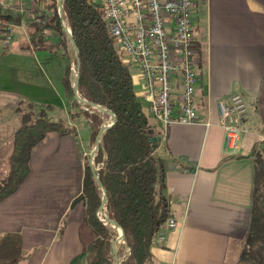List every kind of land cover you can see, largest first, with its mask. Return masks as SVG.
Returning <instances> with one entry per match:
<instances>
[{"label":"crops","instance_id":"0c3cea01","mask_svg":"<svg viewBox=\"0 0 264 264\" xmlns=\"http://www.w3.org/2000/svg\"><path fill=\"white\" fill-rule=\"evenodd\" d=\"M3 21L14 29L8 41L0 39V176L21 125L17 103L48 108L72 131L49 132L32 148L28 176L0 201V243L25 252L15 264H87L95 236L82 221V204H73L85 165L94 163L98 150L90 139L87 107L78 102L72 107L65 96V57L32 48L28 16ZM192 28L199 58V123L164 127L140 101L158 138L155 155L163 163L170 216L177 221L162 240L155 237L153 261L146 264H235L250 222L251 153L264 140V0H195ZM131 69L138 93L142 80L138 69ZM232 93L246 100L248 132L239 152L227 155L217 103Z\"/></svg>","mask_w":264,"mask_h":264},{"label":"trees","instance_id":"16d2710c","mask_svg":"<svg viewBox=\"0 0 264 264\" xmlns=\"http://www.w3.org/2000/svg\"><path fill=\"white\" fill-rule=\"evenodd\" d=\"M41 5V15L29 27L33 49L60 53L67 60L62 84L65 96L77 106L69 80V40L58 14L56 0H33ZM63 21L69 26L78 51L80 72L77 90L81 98L105 105L115 115L94 156L106 209L124 236L129 254L122 264H146L153 261L151 246L161 225L170 216L164 182V166L155 155L158 138L149 115L136 97L132 78L90 0H63ZM40 13V12H39ZM11 15L0 11V20ZM3 30L0 28V39ZM56 36L52 41L50 37ZM76 63V60H75ZM253 104L256 99L253 98ZM28 106H35L28 102ZM84 112L90 127V139L100 129L98 110L87 105ZM90 110L92 113H89ZM72 131L62 119L49 120L41 110L21 114V125L13 135L9 172L0 181V201L13 194L29 174L32 148L47 133L65 135ZM264 133V126L262 127ZM254 161L253 205L243 247L235 264H264V152H252ZM83 206L82 221L93 232L96 242L87 264H114L105 225L97 218L101 204L99 186L85 165L82 190L73 200ZM108 228H111L106 224Z\"/></svg>","mask_w":264,"mask_h":264},{"label":"built area","instance_id":"2783aa9c","mask_svg":"<svg viewBox=\"0 0 264 264\" xmlns=\"http://www.w3.org/2000/svg\"><path fill=\"white\" fill-rule=\"evenodd\" d=\"M60 0H56L58 7ZM130 72L132 66L141 77L136 97L146 102L150 116L162 126L173 122L199 123L195 90L199 58L193 37L192 9L195 0H90ZM26 0H0V11L23 15ZM5 40L13 33L12 23L0 25ZM220 126L225 136L224 153L235 155L241 137L248 132L245 124L248 106L241 93H232L217 103ZM210 123L207 122V125ZM264 151V140L255 143ZM97 169V168H96ZM177 221L169 216L156 238L174 230Z\"/></svg>","mask_w":264,"mask_h":264},{"label":"rangeland","instance_id":"374dc122","mask_svg":"<svg viewBox=\"0 0 264 264\" xmlns=\"http://www.w3.org/2000/svg\"><path fill=\"white\" fill-rule=\"evenodd\" d=\"M28 4H29V6H28L27 12L25 14L28 16V24H29L32 20H34V19H36V18H38L40 16V13H41L43 7L41 5L35 4L32 1L29 2ZM3 22H5V21L0 20V25L3 24ZM64 24L67 25V23H64ZM2 37L4 38V32L2 33ZM50 39L52 41H56L57 37L56 36H52V37H50ZM68 52H69V63H70L69 80H70V83H72L73 77H74V73L76 71V63H75V58H74V55H73V52H72V47L70 46V43H69V51ZM82 106H84V105H82ZM72 107H73V105H72ZM17 108L19 109L21 114H23V113H32L33 115L42 110L44 112V114H45V117L47 119H49V120H52V121H56L55 119H57V117H58L57 115H55V114H53L51 112H48V108H40L39 106L30 107L25 102L17 103ZM93 108H95V107L93 106ZM95 109L99 111L100 116H101V121H102V117H103V119L106 118L107 121L111 120V116L108 113L101 112L98 108H95ZM74 110L75 109H73V111ZM12 142H13V138L9 142V149H11V150H12ZM10 154H11V152L9 153V155ZM9 168H10L9 160H7L6 165H5V172L0 176V181L7 176L8 172H9ZM95 168H97L96 165H95ZM105 227H106L107 237L113 243H115V245L113 244L114 246L112 245V248H111L112 254L116 250L115 256H116L117 259L121 258L122 254L124 256H126L128 248L126 247V243H125L124 238L121 239V237L119 236V232L117 230L118 228H114V227L108 228L106 225H105ZM95 242H96V238L93 241L92 250L88 254L89 259L92 257L93 249L95 247ZM23 255H26L25 252L20 251V249L18 247H11V246H7V245H4V244L0 243V264H15L16 260L18 259V257L23 256ZM113 256H114V254H113ZM114 264H115V261H114Z\"/></svg>","mask_w":264,"mask_h":264},{"label":"water","instance_id":"95a60500","mask_svg":"<svg viewBox=\"0 0 264 264\" xmlns=\"http://www.w3.org/2000/svg\"><path fill=\"white\" fill-rule=\"evenodd\" d=\"M57 10H58V14L62 20V26H63V29L64 31L66 32L67 36H68V40H69V43H70V46L72 47V52H73V55H74V58L76 60V73H75V77H74V80L72 81V87H73V92H74V99L76 100V102H78L79 104L81 105H84V106H92V102H93V99H83L80 97L79 93H78V90H77V81H78V75H79V72H80V61H79V56H78V51L73 43V40H72V36H71V32H70V29H69V26L68 24L65 25L64 24V21H63V0H60L59 4H58V7H57ZM102 108H106L105 105L103 104L102 105ZM109 111V110H108ZM110 113H112L111 111H109ZM113 114V113H112ZM114 115V114H113ZM115 122V115H114V120L113 122L109 123L106 118L103 119L102 117V121L100 123V129H99V132L95 138V146H96V149L99 147V144L101 143L102 141V138H103V135L104 133L106 132V130ZM96 154V152H95ZM90 169L92 171V174H93V177L95 178L98 186H99V191H100V196H101V204H104L105 206V211L107 213V219L108 220H112L110 218V215L106 209V196H105V190L103 188V186L101 185V182H100V178L98 176V172H97V169L95 168V164L93 163V161L91 162V165H90ZM99 206V207H100ZM99 209V208H98ZM98 211V210H97ZM96 215H97V212H96ZM97 218L99 219L98 215H97ZM100 220V219H99ZM101 221V220H100ZM113 221V220H112ZM102 222V221H101ZM114 222V221H113ZM103 223V222H102ZM104 224V223H103ZM115 224V222H114ZM105 225V224H104ZM116 225V224H115ZM118 226V225H116ZM124 237V236H123ZM108 241L110 243V247L112 248V245H113V242L108 238ZM114 246V245H113ZM129 251L130 249L128 248L127 250V255L129 254ZM124 256L122 254L121 256V260L120 262H115V264H122V262L125 260V258L127 257ZM114 260V258H113Z\"/></svg>","mask_w":264,"mask_h":264},{"label":"bare ground","instance_id":"6f19581e","mask_svg":"<svg viewBox=\"0 0 264 264\" xmlns=\"http://www.w3.org/2000/svg\"><path fill=\"white\" fill-rule=\"evenodd\" d=\"M64 23H66V22L64 21ZM75 73H76V71H75ZM73 80H74V79H73ZM92 105H93L95 108H98L101 112H106V113H108V114L111 116V120L108 121V122H109V123L113 122V120H114V115H113L112 113H110L106 108H102V105H99V104H96V103H92ZM95 148H96V146H95V144H94V148H93V149L95 150ZM103 209H104V210H103ZM97 215H98L99 219H100L105 225L108 224L111 228H112V227H114V228H118L117 230H118V232H119V236L121 237V239L124 238V237H123V232H122L121 228H120L119 226H116L112 220H108V219H107V214H106V211H105V206H104V204H102V205L99 207V209H98V211H97ZM103 217H104V218H103ZM114 230H115V229H114ZM117 234H118V233H117ZM113 244L115 245V243H113ZM116 246H117V245H116ZM115 253H116V250L113 252V254H114V256H113L114 261H115V262H120L121 259H116Z\"/></svg>","mask_w":264,"mask_h":264}]
</instances>
